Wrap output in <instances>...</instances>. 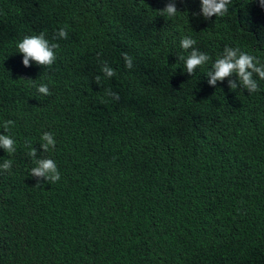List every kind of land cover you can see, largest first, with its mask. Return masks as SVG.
Returning a JSON list of instances; mask_svg holds the SVG:
<instances>
[{
	"label": "trees",
	"instance_id": "16d2710c",
	"mask_svg": "<svg viewBox=\"0 0 264 264\" xmlns=\"http://www.w3.org/2000/svg\"><path fill=\"white\" fill-rule=\"evenodd\" d=\"M168 2L0 0V135L16 142L0 148V165L11 161L0 169V264H264V80L248 94L206 76L226 46L264 64V9L231 0L206 20L192 15L200 0H176L177 14L160 16ZM61 28L67 39L54 38ZM40 33L59 45L56 60L24 67L16 45ZM184 37L211 58L192 76L177 59L191 51ZM44 132L56 141L46 153ZM28 142L59 181L30 176ZM87 198L105 205L89 231L104 249L65 231L81 228L73 212Z\"/></svg>",
	"mask_w": 264,
	"mask_h": 264
},
{
	"label": "clouds",
	"instance_id": "9594fccd",
	"mask_svg": "<svg viewBox=\"0 0 264 264\" xmlns=\"http://www.w3.org/2000/svg\"><path fill=\"white\" fill-rule=\"evenodd\" d=\"M183 2V0H181ZM231 0H200V11L192 13L193 17L203 16L204 19H211L213 16L222 17L228 12V6ZM259 6L264 9V0H258ZM159 15L163 17H174L178 10L176 7V0H169L162 10H158ZM55 39H67V32L61 28L56 34ZM196 41L189 37H184L180 41V47L184 50H189L187 57L183 55L178 56V61H183L184 72L192 76L195 70L207 64L211 59L206 53L200 52L194 48ZM18 53L23 56L24 67H29V62L33 61L36 65L41 67H50L56 60L55 49L59 47L56 43H50L44 33L39 35L25 36L17 45ZM122 58L125 67L131 69L133 67V60L127 53H122ZM211 71H207L208 84L215 87L217 82H223L228 79V88L230 90H246L248 94L255 93L259 90L257 79L264 80V64L246 52H242L239 48H232L226 46L223 53L215 60L211 66ZM102 72L107 78L116 75L115 71L106 63L102 68ZM235 79H229L230 77ZM100 76L96 77V82L99 83ZM31 83L32 80L28 79ZM37 92L43 95H50L49 88L46 84H41L37 87ZM105 94L110 96L113 100L119 101L118 93L112 92L110 89L105 90ZM14 122L8 120L4 123V131L8 132ZM15 141L9 135H0V148L7 153H14L16 151ZM56 141L51 132H44L41 136L40 147L44 153L48 152L50 148H55ZM28 155L34 159L35 167L30 170L31 177H44L48 182L55 183L60 180V173L58 171L56 162L49 158L35 160L37 151L28 142ZM251 150L248 144L244 147V153L250 155ZM11 168V161L4 160L0 169L8 171ZM41 185L37 182L36 186ZM105 205L99 203L92 198L83 200L80 205L74 210V214L78 216L81 221V228H66V232L75 236L86 243L94 245L98 249H104L105 242L100 240L94 233H90V228L94 224L105 218Z\"/></svg>",
	"mask_w": 264,
	"mask_h": 264
}]
</instances>
